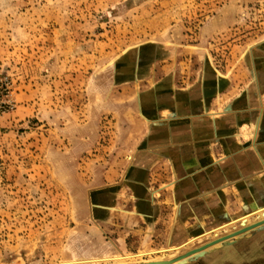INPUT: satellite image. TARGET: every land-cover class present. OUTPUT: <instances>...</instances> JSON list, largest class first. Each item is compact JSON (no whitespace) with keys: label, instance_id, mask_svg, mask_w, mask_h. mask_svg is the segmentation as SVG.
Instances as JSON below:
<instances>
[{"label":"rangeland","instance_id":"rangeland-1","mask_svg":"<svg viewBox=\"0 0 264 264\" xmlns=\"http://www.w3.org/2000/svg\"><path fill=\"white\" fill-rule=\"evenodd\" d=\"M245 135L264 140V0H0V264H136L242 229L249 201L203 214ZM263 229L179 264H264Z\"/></svg>","mask_w":264,"mask_h":264},{"label":"bare ground","instance_id":"bare-ground-1","mask_svg":"<svg viewBox=\"0 0 264 264\" xmlns=\"http://www.w3.org/2000/svg\"><path fill=\"white\" fill-rule=\"evenodd\" d=\"M148 120V118H147ZM148 124L150 125L151 121H147ZM132 155V154H131ZM131 155H128V160L131 159ZM126 169V167H125ZM192 185L190 186H186L185 188L187 190L192 189L191 188ZM238 189L235 188L231 191V193H226V192H222L219 194L218 196V201L219 204H214L213 203V198H211L212 201L211 204L207 203V211H209L211 214H209L208 212L203 214L204 216H209L211 218V216L216 215V213H219L220 211L222 213H225L227 216H230V205L232 204V202H236V203H240V206L243 207H247L245 205H247L245 202L249 201L251 203L253 211H251L250 213H247L245 215H243L240 218V222L241 225H243V228H239L240 226L238 225L237 222L235 221H231L230 223L228 222V224L225 223L224 227H231L234 228L236 231H229L227 234L222 233V225L221 226H216L214 228H212L211 230H209L207 233V237L208 238H212L213 240L210 241L209 243H198V238L196 236L191 237L189 240L183 242L180 245H176V246H171L170 248H168V252H164L163 253V257L161 258H157V259H147V260H143L139 263L136 264H160L162 262H168V264H179V263H184L185 261H187L189 257L191 256H199V255H203L206 250L211 249L213 247V244L217 243L218 245H221V243L223 241H227L228 244H232L235 242V236L236 234H245L246 232L249 233L250 230L256 226H261L264 224V204L261 203L262 202V198L258 195L255 194L254 191H252L251 189H249L246 192V195L248 196V199L245 201L242 194H240L238 191ZM142 191V190H141ZM223 195V196H222ZM264 199V198H263ZM244 200V201H242ZM107 202V203H106ZM105 203H103V205L105 204V206H109L110 201H106ZM93 207V205L91 206V208ZM205 207H193L192 204H190L189 208L187 209L188 211L186 212L185 215H188L189 217H198L199 214H201L200 212L204 210ZM158 210V207L155 205V207H153L152 212L155 213ZM224 214V215H225ZM184 215V216H185ZM253 220H256L254 222H252ZM251 222V223H250ZM254 223V224H253ZM253 224V225H252ZM247 225V226H246ZM246 226V227H244ZM264 230V229H263ZM260 230L257 233V239L253 242H249L246 245V249L248 251L251 252H256L258 250L261 249L262 246H264L263 242H259V239L262 238V240H264V231ZM72 235H70L71 237ZM70 237H68V240L70 239ZM72 238V237H71ZM206 237L204 236H200L201 240H204ZM71 240V239H70ZM223 240V241H222ZM65 247L69 248L70 247V242L68 241L65 245ZM186 251H190L189 253L184 254ZM176 252H181L180 254H184L180 257H176L179 256L178 254H176ZM197 252V253H196ZM192 254L191 256H188ZM188 256V257H187ZM124 256L122 255H106V256H99V257H91L88 258L85 255L82 256H78L75 259L72 260V262H75L76 264H128L127 262L123 261ZM71 262V261H70ZM63 263L67 264L68 261L65 260L63 261Z\"/></svg>","mask_w":264,"mask_h":264},{"label":"crops","instance_id":"crops-1","mask_svg":"<svg viewBox=\"0 0 264 264\" xmlns=\"http://www.w3.org/2000/svg\"><path fill=\"white\" fill-rule=\"evenodd\" d=\"M120 95V94H119ZM259 117V116H258ZM171 118H168V122H167V127L163 128V132H161L162 137L164 136H168L171 137V135H180V126H176L175 128H171V122L170 120ZM235 123L237 124L235 127V129H233V127H231L230 131H226V132H241L243 131L242 129L240 130V128H242L244 121L241 120L239 117L236 118ZM240 127V128H239ZM196 130L192 127L189 132H195ZM173 132V133H172ZM174 132H176V134H174ZM214 132H217V129L214 130ZM257 136V134H256ZM249 135H245L243 137V139L241 140V145L239 147V149H237L238 151H243L245 153H243L242 157L244 159L245 155L247 154V160L244 161H236V159L238 158L236 155H232V159L233 161L230 159V161L225 162L227 165L222 164L224 166V177H223V184H224V189L222 190V192H226V193H231V191L235 188H237L238 192L240 194L243 195L245 199V201L248 199V196L246 195V192L251 189L252 191L255 192L256 195L260 196L259 193L264 191V140L261 141H257L255 140V136H250V138L248 139ZM257 139V138H256ZM254 143V147L253 149H249L250 151L247 152V150H243L245 149L247 146H249L250 144ZM260 146L262 148V150H260ZM231 151V150H230ZM233 151V150H232ZM200 158V157H199ZM181 167L178 166V171L183 170V174L186 173V165H182L180 164ZM221 165V167H223ZM227 166V167H226ZM158 166H154L153 169L156 170L158 169ZM171 169L174 167H170ZM182 168V169H180ZM228 168V170H227ZM167 169V168H165ZM169 169V168H168ZM175 169V168H174ZM173 170V169H172ZM177 172V171H176ZM159 178H154V181H150V185H154V183L156 182V179H162L160 176H158ZM212 178H209V182H208V186H212L214 185L216 182H213L211 180ZM169 184V183H167ZM190 185V184H188ZM192 188L197 189L198 191H200V188L198 187L199 185L197 184V182L194 181L192 182ZM153 186L149 187L148 189H152ZM186 187V186H185ZM185 189V188H184ZM160 190V189H158ZM151 195H153V193H156L155 190L152 189ZM217 193V192H216ZM221 193V191H218V196ZM223 196V195H222ZM158 197V196H157ZM261 197V196H260ZM152 198V197H151ZM262 198V197H261ZM263 199V198H262ZM154 200V198L152 199ZM244 201V200H242ZM248 202V201H246ZM234 204H240V203H236V202H232V204L230 205V211H232Z\"/></svg>","mask_w":264,"mask_h":264},{"label":"water","instance_id":"water-1","mask_svg":"<svg viewBox=\"0 0 264 264\" xmlns=\"http://www.w3.org/2000/svg\"><path fill=\"white\" fill-rule=\"evenodd\" d=\"M160 264H168V262H162V263H160Z\"/></svg>","mask_w":264,"mask_h":264}]
</instances>
